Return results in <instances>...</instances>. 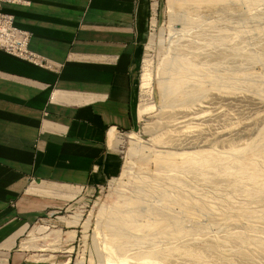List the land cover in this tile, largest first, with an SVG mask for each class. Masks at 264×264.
Listing matches in <instances>:
<instances>
[{
	"label": "crops",
	"instance_id": "obj_1",
	"mask_svg": "<svg viewBox=\"0 0 264 264\" xmlns=\"http://www.w3.org/2000/svg\"><path fill=\"white\" fill-rule=\"evenodd\" d=\"M44 66L0 50V264L28 261V227L112 167L110 133L137 124L131 67L148 0H1ZM64 190V191H63Z\"/></svg>",
	"mask_w": 264,
	"mask_h": 264
},
{
	"label": "bare ground",
	"instance_id": "obj_2",
	"mask_svg": "<svg viewBox=\"0 0 264 264\" xmlns=\"http://www.w3.org/2000/svg\"><path fill=\"white\" fill-rule=\"evenodd\" d=\"M235 1H240V0H169L168 6L172 9L175 8L174 12H176V11L178 12V9H180L179 11L182 10L181 13L183 15H179L178 17L182 16V17H180V19L183 20L182 22L184 23L185 26H187L188 24L197 26L198 23H196V21H197L196 19L201 18V17H198V16H200L199 12L202 9H205V7L208 9L211 8L212 9L211 11H213V7L214 8L220 7L221 9L223 8V11H225L224 8H226V7L228 8L229 6L232 5L233 2H234L233 5H235V3H236ZM250 1L251 2L254 1L255 3L257 2L256 0H250ZM258 1H260V0H258ZM261 2L262 1H260V4H261ZM248 3H249V1H248ZM248 3H247V5H249ZM241 5H243V4H240L239 6H241ZM247 5L245 4L246 7H248ZM252 5H253V3H252ZM255 5H253V6H255ZM220 8H219V11L221 10ZM237 8H238V5H237ZM260 11L262 12V10H260ZM176 13L174 14L175 16H177ZM254 13H257V12L254 11ZM197 14H199V15H197ZM233 14H234V12H233ZM240 14H238V16ZM259 14H257V17ZM196 15H197V18H196ZM218 15H219V13H218ZM229 16H231V15H229ZM232 16H235V15H232ZM218 17L220 18V16H218ZM218 17H216V18L218 19ZM224 17L225 16H222L221 23L223 22L222 19H225ZM245 17L246 16H244V20L247 19V17L246 18ZM254 17H255V15H254ZM171 18H170V20H171ZM175 18H177V17H175ZM240 18H242V17H240ZM248 18H250V17H248ZM180 19L179 20L176 19V21L181 22ZM234 20H236V19H234ZM256 20H257V18H256ZM173 21H175V20H173ZM212 21L215 22V19ZM217 21H220V20L218 19V20H216V22ZM248 21H249V19H248ZM258 21H259V19H258ZM258 21L256 23L255 19H254L256 26H258ZM262 21H264V18ZM206 22H205V24H207ZM225 22H224V24H225ZM232 22H234V21L232 20ZM171 23H173V22H171ZM199 23H201V20L199 21ZM215 23H213V25H216V27L220 26V22H218L217 24H215ZM252 23H253V21H252ZM259 23H261V17H260ZM208 24H211V20ZM208 24H207L208 28L212 29V27L210 28ZM180 25H181V23H180ZM200 25L198 24V26H200ZM203 25L204 24H202V27H203ZM247 25L248 24H246V26ZM251 25H250V27H251ZM189 26L187 28H189ZM207 26H205V29H207L206 28ZM260 28L262 29V28H264V26L260 27ZM216 29H218V28H215V30ZM221 29H223L222 26H221ZM226 29L227 28H225V31H226V33H228V35H226L225 32H223V33H225L224 35L221 34L222 30L221 31L217 30L218 32H220V33H218V32L216 33L218 35H215L213 31H212L213 32L212 35L211 34L209 35L206 32V30L203 31V28H200V30L198 29L197 33H195L196 32V28H195V32H194L195 35L192 36V34L190 33L192 36V37H190L187 34L188 37H190V38L185 36L186 38L184 37V39H183V37H182L181 42L177 41V43L174 44V47L171 44L173 50L170 53H172V56L169 59H168V57L165 59L163 58V60H165V61L163 63L161 62L163 65H162V68H160L161 70H159V72L161 71V74H162V75H160L161 79L157 80V82H156L157 83L156 86H157L159 93H160V102H159L160 103L159 104L160 110L159 111L161 112L160 113L161 118L158 116V115H160L159 113H155V114L156 115L158 114L157 116L160 119L158 117L156 119V116L154 117V119H156V121L159 119L158 120L159 123H157L156 125L157 126L161 125L159 127L160 129L159 128L157 129V130H159V134H157V136L160 137V135H161L160 132H162L163 134L158 139V137L155 136L156 135V129H155V132L154 131L152 132V134L153 133L155 134V135L153 134V136H155V138L152 136V138H154V139H152V142H154L153 143L154 146H152L153 151L152 152L150 151L151 148L148 149L149 152L152 153V155L149 153L151 155L149 162L151 159L153 160V162L155 163V166L157 165V171H156V168L154 166H153L154 167L153 170L154 169L155 170L152 171L151 175H144V174H142V171H140V173H139L138 172L139 168L134 170V171H137L139 174H136L137 172H135L134 174H136L138 176L134 177V179L132 176L133 174L130 176V177H132L130 179L131 180L133 179V181L129 182L130 183L129 187L132 186L131 183H133V182H134L133 188L135 187L134 190L132 188H130V190H133V194L130 196H127L129 194H126V196H124V194H122V198L119 199L120 201L113 202L110 210H108L110 207V206H108V209L107 208L105 209L106 212H103L101 210L103 212V214L101 211H99L101 213L100 214L101 216L99 215L100 220L102 218L100 225H102V227L104 229L105 235L103 237L105 239V242L107 243L105 245V249H106L105 255L106 256H105V260H104L103 264H119V263L125 264L126 262L131 263V264H251L250 261L252 259L250 260V257L247 256L242 251L241 246L242 245L245 246L246 244H249L248 242H250L252 244L254 243L260 250L264 251V240L263 239H256V237L254 238L253 235H250L251 237L247 236V235H249L248 231H250V230L252 231L251 227H248V228H250V230L247 231L248 233L246 232L247 235L244 234V236H242V234L240 232H239L240 233L239 234V233H235L236 231L235 232L233 231V233H230L228 236H226L227 237L226 240L229 239V241L231 240V241H234L236 243V247L232 250H230L231 249L230 248L229 251L226 250L227 241L223 240V239H218V238H217V240H215L214 239L215 237L214 238L212 237L213 241H210V240L207 241L208 239L205 241L203 240V242L200 245L198 243L200 241H197L200 238H197L196 233H194L192 231V228H193V230H197V232H198L197 234H199L198 229L200 228V225H199L200 221L197 224V221H198L197 218L202 219V218H200L201 217L200 215H204L206 217L207 214L211 210L214 209V207L218 208V204H220L221 206L223 205V207L225 205L224 209L221 208V211L223 210V212L220 211L221 215L219 216V219L220 218L224 219V217L228 218V219H229V217L231 218L230 213H234L233 211L236 208H237L236 209L237 211L235 210V212L236 213L238 212L237 213L238 217L241 216L240 217L241 219H242V217L244 219L249 218V220H250V218L257 220L256 217L260 218L261 221L264 219V124L262 122L260 123V125L261 124L263 125V127L261 125L262 129H260L257 126L259 131H258V133H256V136L254 138H253V135H255V134H253L252 138L249 139V141H248V136H247V142L245 141L246 139L244 138L243 142L245 141L246 143H242V141H241V143H242L241 145L237 141L240 146L237 145L238 143L236 144L237 146L236 145L234 146V142H232L233 144H231V146H228V144H230L229 141L232 139H233V141L236 142L235 139L238 140L240 137L245 136L244 134L247 135V133L250 132V129H252L250 127H252V126L255 127V125H253L254 121L252 122V120H251V115L249 116L250 119L245 118L246 120L241 121L239 123H236L237 120L240 119L239 117H241V115H242V114L240 115L239 113H236V112L240 111V113H244L243 111L241 112V110L236 109L237 111L235 113L240 115L238 117L239 119H236V121L234 122L236 124L233 123V125L228 128V126L231 125V124H229V121H230V118H229V121L226 120V121H228V124H227L228 126H226V124H225V129L222 128L223 125L221 127V130L215 129L216 127L211 128V127H213L211 125L216 124L213 122H215L216 120H217L216 122H218V117L220 116V113L222 112V110H225V106H228L227 104L228 103L230 104V101H233V102L235 101V103L237 105H239V104H243V105L245 104L244 106H247L246 104H249V106L251 105L250 107H253L252 110H255L254 112L257 116L260 112V115L258 117L259 122H260V118L264 119V114H262V116H261V112L262 111L264 112V102L262 101V100H264V96H263V99L260 97L262 100H260V98H259L260 94L264 95V72H263V74H261L263 80L260 78L262 80V82L259 85L257 82H256V86L254 84L248 85L246 83L247 87L255 88V90H256V91H254L255 93L256 92L260 93V94H257V93L255 94V96L259 95L258 97L252 96L253 90L252 91L250 90V92H252V93L249 92L252 95H250V94L242 95L244 93V92H242L243 90L240 88V90H242L241 91L242 93H241L240 90H237L238 88H236L239 79L237 81L235 80L236 82L234 80L231 81L232 79H237L239 77H241L243 79L248 77V73L250 70L249 71L245 70V72H247L246 75L245 74L242 75V73H244L243 71L245 69L244 66H243L244 68L242 67L243 64L244 65L249 64V66L250 65L253 66V64H256L258 62L260 63L262 60H264V44L261 47L259 46L260 48L256 51L257 53L256 52L253 53L252 51H251L252 52L251 53L249 51L250 52L249 54H246L248 52L243 54L242 49L240 47H237V46L241 45L240 43H238L237 46H234L236 43L233 46L229 45V46H232L231 49L226 50V48L223 47V45L226 43L228 45V43L230 44V42H231V41H229V42L225 43L226 40H229V39L225 40V38H224L225 35L227 37L230 34L229 32H227L228 30H226ZM257 29L259 30V28H257ZM257 29H255V30H257ZM252 30H253V28H252ZM262 30H261V32H262ZM231 31H234V30H231ZM174 33H176V32H174ZM256 33H258V31ZM263 33H264V31L262 33H260V34H262V37H263ZM174 36H176V35H174ZM252 36H254V35H252ZM228 38H230V37H228ZM235 38H239V37H235ZM247 38H249V37H247ZM260 38H259V42L261 40ZM236 40H234V41H236ZM240 41H242V40H240ZM246 41H248V40H246ZM249 41H252V39L251 40L249 39ZM237 42H239V41L237 40ZM253 42H255V41H253ZM257 42L258 41H256V43ZM207 44H211L212 47H209L211 45L207 46ZM254 45L255 44H253V47H254ZM256 45H258V44H256ZM206 46L208 47V49L210 48L209 49L210 51H208V52L205 51V50H207V48H205ZM224 46H226V45H224ZM253 47H251V48H253ZM211 48H213L214 50L211 51L212 50ZM247 48H249V47H247ZM248 50L249 49H247V51ZM258 64H256V65H258ZM249 66H248V68H250ZM248 68H246V69H248ZM262 69H263V67H262ZM252 72H254V71H252ZM249 74H253V73H249ZM150 75H151V73H150ZM253 75L255 76V74H253ZM256 75L258 76L259 74H256ZM250 76L251 75H249V77ZM249 77H248V79H249ZM243 79H242L243 82H244V80H245V82H246V80H248V79H244V80ZM252 79H250L249 81L251 82ZM260 79L257 78L256 80H260ZM256 80L254 79L253 82H255ZM240 82L241 81H239V83ZM243 82H241V84ZM234 84H236V85H234ZM246 84L244 83V85H246ZM145 86H146V84H145ZM244 87H246V86H244ZM248 89H251V88H248ZM244 91H245V89H244ZM246 93H244V94H246ZM223 104H225L224 109L222 107ZM231 104H230V106H231ZM232 105L235 106L234 103ZM243 105H241V106H243ZM241 106H240V108H241ZM144 107H146V106H144ZM148 107H146L147 108L146 110L149 109ZM234 109H235V107H234ZM234 109H232V110H234ZM144 110L145 109H143V111ZM246 110L247 109H245V111ZM143 111H141V112H143ZM229 111L231 112V110H229ZM145 112L146 111H144L142 114H144ZM226 112L224 113V115H226ZM230 112H227V113H229V114H227L228 117L230 114L231 115L234 114L233 113L234 111L232 113H230ZM248 112H250V111H248ZM252 112H250L248 114H251ZM254 112H253V115L255 116ZM139 113H140V110H139ZM140 115H141V113H140ZM222 115L223 114H221V117H222ZM245 116L243 114L242 117H245ZM221 117H219V119L220 120L224 119V121H225V118L222 117V119H221ZM235 118H237V116H235ZM235 118H231V120L235 119ZM254 118L256 119V117H254ZM257 121H258V119H257ZM262 121H264V120H262ZM231 122H233V121H231ZM259 122H258V124L257 123L256 124L259 125ZM218 123H219V128L221 126L220 124H222V123L224 124V122H222V123L218 122ZM253 130H256V129L253 128ZM157 133H158V131H157ZM254 133H255V131H254ZM240 135H242V136H240ZM109 136H110L111 144L117 143L118 137H117L116 133H110ZM132 137L133 136L130 133V135H128V138H132ZM240 139H242V138H240ZM156 140H157V147H159V148L156 147ZM214 140H221V141H225V142L229 140L228 144H227V146H228L227 148L224 145L222 146L228 150H224L225 148L223 150H221L222 148H220V151H216L217 145L215 147H213V145H214L213 142H212V148L211 149L215 148V151H214V149L211 150L210 147H208L209 145L211 146V144L207 145L206 143L214 141ZM135 141H139V140L137 139ZM135 141L131 140L130 142H135ZM216 142H218V141H215V143ZM131 144L133 145V143H131ZM140 144L141 143L136 144L137 148H136V146L134 147V145H133L132 149L136 148L139 151L142 150L143 147L141 146L142 144L141 145ZM216 144H218V143H216ZM138 145H140V146H138ZM143 146H144V144H143ZM145 146L147 147V145H145ZM138 147H140V148L142 147V148L138 149ZM217 148H219V146ZM133 150L131 151L132 152L131 154H133ZM144 150L145 149H143V151ZM141 153L139 155H141ZM144 154L146 155V153H144ZM149 154L147 153L148 157H149ZM144 157H142V155H141V157H138V159L144 158ZM144 160H145V158H144ZM144 160H143V162H145ZM141 161L140 160L138 161L140 165L142 164L141 166L146 165V163L143 164V162H141ZM151 163L152 162H150V164ZM147 167H149V166H147ZM126 168H128V167H126ZM140 170H142L141 167H140ZM148 172L150 173V171H147V173L146 172L145 173L148 174ZM188 177H191V180L189 178L190 181L188 180ZM186 178H187V180H186ZM228 179L231 180V184H229L230 186H227L228 183H225V184H227L225 186L223 181L227 180V182H229ZM195 180H199V181L201 180L202 184L204 183L203 185L206 186L205 188H208V190L209 191L211 190V192H213V191H215L217 193L220 192L219 193L220 199L219 198L217 199V197L214 196L217 199L214 201L213 200L214 197L212 198L213 202H215V203H216V201L217 202L221 201V202L217 203V206H215L214 205L215 203L212 202V204L214 205V207H213V205H211L213 207V209H211V207H209V205L211 203V202L209 203V201H210L209 198H211V197L206 196V198L208 197L207 199L209 201L207 199L202 200V198L205 197L204 195H206V194L202 193L205 188L203 190H201L202 189L201 187L203 186L202 185V186H200V190H199L196 187V185H198V184L201 185V183H196L197 181L195 182ZM193 181H194V183H193ZM243 181L247 182V183L244 182L245 183V184H243L244 186L246 184L247 185L251 184L252 188H250L248 186L249 188L246 187L245 188L246 190H243L244 188H242L243 185L241 184V183H243ZM222 183H223L224 187H220ZM126 186H127V184H126ZM196 188L198 190H196ZM220 189H223V190H220ZM241 189L244 193L241 192ZM224 190H227V191L224 192L225 194L224 193L222 194L221 192ZM195 191H199L201 194H203V196L200 195V193L198 194V192L196 193ZM205 191H207V190H205ZM230 191H232L234 193L238 192L239 194H241V196L244 194V196L247 197L246 200L247 199L249 200L248 201L249 204L248 203L246 204V202H245L246 200L244 201L243 197H240V200L238 199L239 200L238 202H240L241 200H243L244 202H241L240 203L241 205L236 202L235 204L239 205V206L236 205L237 207L235 205H233L234 203H232V202L234 200H231V199H233L234 197L230 198V196H229ZM211 192H210V194H211ZM215 192H213V193H215ZM232 192H231V194H232ZM207 193H208V191H207ZM213 193H212V196H213ZM217 193H215V194H217ZM238 193H235V194L237 195ZM193 194H194V196H196V195L202 196L201 198L198 196L200 198V201L195 200L196 198L193 199V197H194ZM239 194L237 195L238 198H239ZM156 195L159 197L158 199L161 200L162 203H160V204L162 205V207H157L156 203L152 204V202H149L152 199H154L152 196L156 197ZM232 195H234V194H232ZM232 195H231V197H232ZM146 199H149V200H147L148 202L145 201ZM160 200H158V202ZM154 201H156V200H154ZM235 201H237V200L235 199ZM145 202L147 204L150 203L153 206H148V207L144 206ZM174 205H176V207ZM207 205H208V207H207ZM220 205H219V207H220ZM251 206H253V207H251ZM173 208H180V209H178L179 211L175 212V214L180 213L181 214L180 217L178 216L179 214L175 215L174 212L173 213L171 212V211H174ZM195 208L197 211L198 210L201 212L204 211L202 214H199V212H198L197 214L199 217H197V218H196L197 215H195L196 214L195 212H197V211H195ZM208 209H209V211L205 215V212ZM215 209L210 213H215L214 212ZM217 213L218 214H214V215H219V212H217ZM236 213H234V215L236 217L231 214L232 216H234L233 219L237 218ZM210 215L212 216V214H210ZM210 215H208V216H210ZM204 216H203V218H205ZM78 219H79V217H76L75 221H77ZM97 219H99V218H97ZM212 219H213V217H212ZM244 219H242V220L244 221ZM260 219L258 221H260ZM59 220L61 222H64L63 219H59ZM184 220H186V222ZM217 220H218V218H217ZM249 220L248 221L246 220V221L249 223L250 222ZM187 221L189 222V224L193 223V225L191 224L190 228H186L187 227L186 223H188ZM203 221H204V219H203ZM246 221H244V222H246ZM251 221H253V220H251ZM235 222L237 223V221H235ZM216 223H218V222H216ZM184 224H186V225L184 226ZM204 224H206V223H204ZM256 224H258V223L256 222ZM202 225H203V223H202ZM248 225H246V227ZM208 226L206 225L203 228L208 229L207 228ZM256 226H258V225H256ZM221 227H225V226L221 225ZM46 228L47 227H41V228L39 227V229L41 231L46 229ZM253 228H255V227H253ZM218 229L221 230V228H218ZM215 230H217V229H215ZM260 230H262V229H260ZM202 232L203 231L200 230V235ZM205 232H207V231H205ZM257 232H259V231H257ZM225 235H226V233H225ZM184 237H187L186 239L189 238V242H187V243L185 241L182 242L183 241L182 238H184ZM199 237H201V236H199ZM162 238H165V242L170 239V240H173L172 242L176 241V243H177V241H179L180 243L175 245V246L174 245L173 246H166L165 245V247H161L160 243L163 241ZM205 238H206V236H205ZM221 238H223V237H221ZM184 240H185V238H184ZM32 241H33V239H32ZM201 241H202V238H201ZM26 242H27V240H26ZM196 243H198L199 246L196 245ZM170 245H172V244H170ZM145 246L147 248L144 250ZM247 246H249V245H247ZM26 247H27V245H26ZM250 248H252L251 245H250ZM128 250H134L132 255H134V253L137 254L138 252L139 253L144 252L149 257V259H147L146 257H143L141 259V256L139 258H138V256H136V260H135V258H133L132 260H134V261H132L130 258L129 259L124 258L122 256V254ZM256 251H258V250L256 249ZM248 252H247V254H248ZM127 253H129V252H127ZM117 254L118 255L121 254V257L118 256V258H117ZM146 255H143V256H146ZM256 255H258V253ZM260 255H262V254H260ZM124 256H126V255H124ZM253 256H254V254H253ZM254 257H253V260H254ZM144 258H146V259L143 260Z\"/></svg>",
	"mask_w": 264,
	"mask_h": 264
},
{
	"label": "rangeland",
	"instance_id": "obj_3",
	"mask_svg": "<svg viewBox=\"0 0 264 264\" xmlns=\"http://www.w3.org/2000/svg\"><path fill=\"white\" fill-rule=\"evenodd\" d=\"M168 1L169 0H148V8H147V17H146V21H145V26H144V29H143V31H142V33L140 34V37H139V39H138V43H137V48H136V52H135V54H134V60H133V64H132V67H131V78H132V89H131V102H132V108H133V110H134V112L136 111V113H137V124L133 127V128H131V129H129V130H125V131H122V132H120V133H117L116 135H117V137H118V141H117V143H115V144H111V142L109 143V149H108V152H109V154H111V159L113 160L112 162H110V163H112V167H110L109 169H106V163L108 162L106 159H105V163H104V167H105V170H104V172L101 170V173L103 174V176L101 175V179H99V180H97V181H92L89 185H87V186H82V187H68V186H62L61 187V185L60 186H47V185H34L33 187H31V189L30 190H32V191H45V192H47V191H55L56 189L57 190H62V189H64L63 191H64V196H65V204H64V206L62 207V208H60L58 211H56V212H54V213H52V214H50L49 216H44L42 219H40V220H38L37 222H34L32 225H30L29 227H28V229H27V231L25 232V234L24 235H22L21 236V239H20V243H19V245H18V249H20L21 250V252H23L24 253V255H25V257H26V259L28 260V261H30V262H32V261H38V262H53V263H64V264H103L104 263V260H105V254H106V249H105V245L107 244L106 242H105V239H104V235H105V232H104V229H103V227H102V225H100L101 224V220H102V218H101V220H100V217H99V215L101 214L99 211H103V212H106V208L108 209V206H110L109 207V209L108 210H110V208H111V206H112V204H113V202H116V201H120L119 199H121L122 198V194H124V196H126V194H129V195H127V196H130V195H132L133 194V190H134V188H133V184H134V182L133 183H131L132 184V186L131 187H129L130 186V183L129 182H132L133 181V179H134V177H136V176H138V175H136V174H139L140 173V171H142V174H144V175H151L152 174V171H154L153 170V168L155 167L156 168V171H157V165L155 166V163L153 162V160L151 161L150 160V162H152L151 164H150V162H149V159H150V157H151V155H152V153H150L149 152V148H151L152 149V146H154V142H152V139H154L155 138V136L156 137H158V139L162 136V132H160V137L159 136H157V134H159V130H157L160 126H157L156 124L157 123H159L158 122V120L161 118V112L159 111L160 110V93H159V90H158V88H157V80H159V79H161V76L160 75H162L161 74V71L159 72V70H161L160 68H162V63L165 61V60H163V58L165 59V58H167L168 57V59L172 56V53H170V52H172V50H173V48H172V46L174 47V44H176L177 43V41L179 42H181V40H182V37H183V39H184V37L186 36V37H188V35L190 36V37H192L193 35H195L194 34V32H195V28H196V32L195 33H197V31H198V29L200 30V28H203V31H205L206 30V32L210 35H212V33L214 32V34L215 35H218V34H216L218 31H221L222 33L221 34H225L226 33V31H225V28H227L226 30H228L227 32H229L230 34H229V36H227L226 37V35H228V33H226V35H225V40L226 39H229V40H226L225 41V43L226 42H229V41H231L230 42V44L228 43V45H227V43L226 44H224V45H226V46H224L223 45V47H225L226 48V50H228V49H231V47L234 45V46H237V44L238 43H240L241 45H239V46H237V47H240L241 49H242V51H243V54H245L246 52H248V53H246V54H249L251 51L253 52V53H255L263 44H264V33H263V37H262V34H260V33H262L263 31H264V28H260V27H263L264 25V21H262L263 20V16H264V0H260V1H262L261 2V4H260V1H258V0H256L257 2L255 3L254 1H250V0H240V1H235L236 3H235V5H233V3H232V5L231 6H229L228 8L226 7V8H224L225 9V11L227 12H225V11H223V8L221 9L220 7H216V8H214L213 7V11H211L212 9L211 8H206L205 7V9H202L199 13H200V16H198V17H201V18H198V19H196L197 21H196V23H198L200 26H198V24H197V26L196 25H191V24H188L187 26H185L184 25V23L182 22L183 20L182 19H180V17H182V16H180V17H178L179 15H183L181 12H182V10L181 11H179L180 9H178V14L176 13V12H174L175 11V8H170L169 6H168ZM248 1H249V3H248ZM239 4H238V3ZM246 2V3H245ZM247 5V3L249 4V5H247L248 7H246L245 6V4ZM252 3H253V5H255V6H253L252 5ZM240 4H243V5H241V6H239ZM252 6H251V5ZM260 4V5H259ZM237 5H238V8H237ZM263 5V6H262ZM236 6V7H235ZM250 6V7H249ZM257 6V7H256ZM259 6V7H258ZM233 7V8H232ZM170 8V9H169ZM204 8V7H203ZM218 8V9H217ZM219 8L222 10H220L219 11ZM250 8V9H249ZM208 9V10H207ZM218 11H217V10ZM227 9V10H226ZM230 11H229V10ZM246 9V10H245ZM257 9V10H256ZM216 12H215V11ZM235 10V11H234ZM260 10H262V12L260 11ZM234 12V14H233V12ZM254 11L255 12H257V13H254ZM171 12V13H170ZM173 12V13H172ZM253 12V13H252ZM176 13V15L177 16H175L174 14ZM181 13V14H180ZM218 13H219V15H218ZM232 13V14H231ZM242 15H241V14ZM261 15H260V14ZM173 14V15H172ZM205 14V15H204ZM208 14V15H207ZM217 14V15H216ZM223 14V15H222ZM238 14H240L239 16H238ZM251 14V15H250ZM257 14H259L258 15V17H257ZM197 15H199V14H197ZM197 15H196V18H197ZM207 15V16H206ZM229 15H231V16H229ZM232 15H235V16H232ZM253 15V16H252ZM254 15H255V17H254ZM206 16V17H205ZM218 16H220V18L218 17ZM222 16H225L224 18L225 19H222V23H221V18H222ZM244 16H246L247 17V19H245L244 20ZM172 17V18H171ZM175 17H177V18H175ZM216 17H218V19L220 20V21H217L216 22V20H218ZM229 17V18H228ZM231 17V18H230ZM240 17H242V18H240ZM245 17V18H246ZM248 17H250V18H248ZM254 17V18H253ZM260 17H261V23H259L260 22ZM170 18H171V20H170ZM256 18H257V20H256ZM176 19L177 20H179L180 19V21L181 22H179V21H176ZM201 20V23H199V21ZM215 19V22H213L212 20H214ZM227 19V20H226ZM231 19V20H230ZM234 19H236V20H234ZM241 19V20H240ZM248 19H249V21H248ZM253 19V20H252ZM254 19H255V22L257 23V21H258V19H259V21H258V26H256L255 25V22H254ZM173 20H175V21H173ZM210 20H211V24H208L209 22H210ZM232 20L234 21V22H232ZM207 21V22H206ZM227 23H226V22ZM241 21V22H240ZM244 21V22H243ZM248 23H247V22ZM251 21V22H250ZM252 21H253V23H252ZM171 22H173V23H171ZM178 22V23H177ZM205 22L209 25V27L211 28L212 27V29H209L208 28V26H207V24H205ZM218 22H220V26H218V27H216V25H213V23H215V24H217ZM224 22H225V24H224ZM231 22V23H230ZM239 22V23H238ZM180 23H181V25H180ZM195 23V22H194ZM195 23V24H196ZM241 23V24H240ZM248 24L247 26H246V24ZM202 24H204L203 25V27H202ZM238 24V25H237ZM244 24V25H243ZM253 26H252V25ZM262 26H261V25ZM183 25V26H182ZM190 25V26H189ZM211 25V26H210ZM214 27H213V26ZM219 25V24H218ZM224 25V26H223ZM227 25V26H226ZM234 27H233V26ZM241 25V26H240ZM250 25H251V27H250ZM189 26V28H187ZM196 26V27H195ZM205 26H207L206 28L207 29H205ZM221 26L223 27V29H221ZM229 26V27H228ZM231 26V27H230ZM180 27V28H179ZM186 27V28H185ZM200 27V28H199ZM225 27V28H224ZM240 27V28H239ZM182 28V29H181ZM215 28H218V29H216L215 30ZM231 28V29H230ZM239 28V29H238ZM247 28V29H246ZM251 30H250V29ZM252 28H253V30H252ZM257 29V28H259V30L257 29V30H255V29ZM185 29V30H184ZM188 29V30H187ZM205 29V30H204ZM220 29V30H219ZM246 29V30H245ZM192 30V31H191ZM202 30V29H201ZM218 30V31H217ZM230 30V31H229ZM231 30H234V31H231ZM242 30V31H241ZM257 32L258 31V33H256L255 31ZM261 30H262V32H261ZM181 31V32H180ZM189 31V32H188ZM213 31V32H212ZM253 33H252V32ZM174 32H176V33H174ZM193 32V33H192ZM210 32V33H209ZM223 32H225V33H223ZM236 32V33H235ZM240 32V33H239ZM192 34V36H191V34ZM218 33H220V32H218ZM251 33V34H250ZM171 34V35H170ZM182 34V35H181ZM188 34V35H187ZM213 34V35H214ZM242 34V35H241ZM244 34V35H243ZM249 34V35H248ZM174 35H176V36H174ZM180 35V36H179ZM220 35V34H219ZM238 35V36H237ZM246 35V36H245ZM252 35H254V36H252ZM261 35V36H260ZM243 38H242V37ZM258 36V37H257ZM261 38H260V37ZM178 37V38H177ZM181 37V38H180ZM185 37V38H186ZM190 37H188V38H190ZM228 37H230V38H228ZM234 37V38H233ZM235 37H239V38H235ZM247 37H249V38H247ZM255 37V38H254ZM206 38V37H205ZM257 38V39H256ZM259 38L261 39L260 40V42H259ZM263 38V39H262ZM178 39V40H177ZM239 41V42H237V40ZM249 39L251 40L252 39V41H249ZM175 40V41H174ZM234 40H236V41H234ZM240 40H242V41H240ZM246 40H248V41H246ZM233 41V42H232ZM253 41H255V42H253ZM256 41H258L257 43H256ZM263 41V42H262ZM170 42V43H169ZM250 42V43H249ZM253 42V43H252ZM251 45H249V44ZM262 43V44H261ZM170 44V45H169ZM171 44H172V46H171ZM253 44H255L254 45V47L256 48H254L253 47ZM256 44H258V45H256ZM208 45H211V44H207V46ZM229 45H232V46H229ZM205 47V48H207V50H205L206 52H208V51H210L209 49H208V47ZM260 46V47H259ZM168 47V48H167ZM171 47V48H170ZM209 47H212V45L211 46H209ZM244 47V48H243ZM247 47H249V48H247ZM251 47H253V48H251ZM224 48V49H225ZM239 48V49H240ZM212 50L211 51H213L214 49L213 48H211ZM247 49H249L248 51H247ZM241 51V52H242ZM245 51V52H244ZM250 51V52H249ZM251 52V53H252ZM257 53V52H256ZM162 62V63H161ZM259 63V62H258ZM258 63H256V64H258ZM261 63V64H260ZM258 65H256V64H253V66H249V64H243L242 65V67L244 66L245 67V69H244V73H242V75L243 74H245L246 75V73L247 72H245V70L246 71H249V73H253V74H255V76L253 75V74H249L248 73V77H249V75H251L250 77H249V79H248V77L247 78H244V79H248V80H246V82H245V80L243 79V78H241V77H239V78H237V79H232L231 81H237L238 79V83H237V87L236 88H238L237 90H240V88L243 90H240V92L242 91V92H244V93H246V94H242V95H247V94H250V93H252L253 92V95L252 94H250V95H252V96H255V94L257 93H255L254 91H256L255 90V88H253V87H247V84L249 85H251V84H254L255 86H256V82L258 83V85L262 82V80H263V78H262V75L261 74H263V72H264V60H262L261 62H260ZM161 64V65H160ZM263 65V66H262ZM248 66L250 67V68H248ZM263 67V69H262V67ZM243 67V68H244ZM252 67V68H251ZM255 67V68H254ZM261 67V68H260ZM158 68V69H157ZM246 68H248V69H246ZM147 69V70H146ZM256 71H255V70ZM261 72H260V71ZM252 71H254V72H252ZM258 71V72H257ZM151 73V75H150V73ZM147 73V74H146ZM256 74H259L258 76L256 75ZM253 75V76H252ZM150 78H149V77ZM148 77V78H147ZM160 77V78H159ZM255 77V78H254ZM241 78V79H240ZM253 78V79H252ZM257 78H261L260 80H256ZM242 79L244 80V82L242 81ZM250 79H252V81L250 82L249 80ZM254 79L256 80L255 82H253L254 81ZM235 81V82H236ZM239 81H241V82H243L242 84L244 85V83L246 84V85H244V86H246V87H244L242 84H241V82L239 83ZM142 82V83H141ZM146 82V83H145ZM253 82V83H252ZM142 84V85H141ZM145 84H146V86H145ZM234 85H236V84H234ZM257 85V86H258ZM239 86V87H238ZM241 86V87H240ZM244 88H243V87ZM248 88H251V89H248ZM244 89H245V91H244ZM249 90V91H248ZM250 90L252 91V92H250ZM239 92V91H238ZM239 92V93H240ZM241 92V93H242ZM250 92V93H249ZM240 93V94H241ZM257 94H260V93H257ZM259 95H256L255 97H258ZM263 96L264 95H261L260 94V96H259V98L261 97L262 99H263ZM260 98V100H262ZM263 102H264V100H262ZM234 103L235 104V106H233L232 104ZM230 104H231V106H230ZM230 104L228 103L227 105L228 106H225V104H223V109H224V106H225V110H222V112L220 113V116L219 117H221V114H223L222 115V117H224L225 118V121H224V119H222V117H221V119L223 120H220L219 119V117H218V122H220V123H222V122H224V124L222 123V124H220L221 126H220V128H219V123L218 122H213V123H216V124H213V125H211V126H213V127H211V128H215V129H218V130H221V127H222V125H223V129H225V124H226V126H228L227 124H228V121H229V118H230V121H229V124H231V125H229L228 126V128L229 127H231L232 125H233V123L236 121V119H239V120H237V122L236 123H239V122H241V121H244V120H246L245 118H248V119H250V115H251V120H252V122L254 121V124L253 125H255V127H253L252 125V127H250V128H252V129H250V132H248L247 133V135L246 134H244L245 136H242V135H240V136H242V137H240V138H242V139H240L239 137V139L237 140V139H235L236 140V142L235 141H233V139L232 140H228L229 142H230V144H228V141H221V140H214V141H211V142H208V143H206L207 145H209V144H211V146L209 145L208 147H210V149L212 148V142L214 143V145H213V147H215L216 145H217V147L219 146V148H217L216 147V151H220V148H222L221 150H223L225 147L227 148L228 146H231V144H233L232 142H234V146L239 142L240 143V145L242 144V143H246L247 142V136H248V141H249V139H251L252 138V135L253 134H255V135H253V138L256 136V133H258V127L260 128V129H262L261 128V125H260V123L262 122L263 124H264V121H262V120H264V119H262V118H260V122H259V115H260V112H259V114H258V116L255 114V110H252L253 109V107H250L249 106V104H246L247 106H244L243 104H239V105H237L236 103H235V101L233 102V101H230ZM154 105V106H153ZM241 105H243V106H241ZM143 106V107H142ZM144 106H146V107H148L149 109V111L148 110H146L147 108L146 107H144ZM230 106V107H229ZM239 106V107H238ZM240 106H241V108H240ZM234 107H235V109H234ZM239 109H238V108ZM243 107V108H242ZM248 107V108H247ZM145 109L144 111H146L144 114H142L144 111H143V109ZM228 108V109H227ZM228 111H227V110ZM232 109H234V110H232ZM241 110V112L243 111L244 113H240V111H237V110ZM245 109H247L246 111L248 112V111H250V112H254V114H255V116L253 115V112L251 113V114H248V113H250V112H246L245 111ZM249 109V110H248ZM139 110H140V113H141V115H140V113H139ZM229 110H231V112L229 111ZM252 110V111H251ZM141 111H143V112H141ZM152 111V112H151ZM159 111V112H158ZM230 112V113H232L233 111V115H229V117H228V115L227 114H229V113H227V112ZM237 111V112H236ZM226 112V115H224V113ZM239 113L240 115H241V117L243 116V114H244V116L245 117H239L240 115L239 114H236V113ZM246 112V113H245ZM258 112V111H257ZM155 113H159L160 115H156ZM248 114V115H247ZM262 114H264V112L262 111L261 112V116H262ZM156 116V119H157V117L159 118L157 121H156V119H154V117ZM227 116V117H226ZM235 116H237V118H235ZM253 116V117H252ZM260 116V117H261ZM239 117V118H238ZM254 117H256V119L254 118ZM228 118V119H227ZM231 118H235V119H232L231 120ZM255 119V120H254ZM257 119H258V121H257ZM226 120H228V121H226ZM250 120V121H251ZM161 121V120H160ZM231 121H233V122H231ZM227 122V123H226ZM258 122H259V125H257L258 124ZM151 123V124H150ZM236 123H234V124H236ZM257 123V124H256ZM148 126H147V125ZM216 125V126H215ZM218 125V126H217ZM157 126V127H156ZM258 126V127H257ZM262 127H263V125H262ZM154 128V129H153ZM227 128V127H226ZM253 128L254 129H256V130H253ZM155 129H156V135L155 136H153V134H152V132L154 131L155 132ZM160 129V128H159ZM157 131H158V133H157ZM254 131H255V133H254ZM257 131V132H256ZM261 131V130H260ZM253 132V133H252ZM130 133H131V135L133 136L132 138H128V135H130ZM251 135H250V134ZM137 136V137H136ZM152 136L154 137V138H152ZM250 137V138H249ZM246 139L244 142H243V139ZM139 140V141H135V140ZM157 139V138H156ZM157 139V140H158ZM135 141V142H130V141ZM157 140H156V147H157ZM215 141H218V142H216V143H220L219 145L218 144H216L215 143ZM238 141V142H237ZM241 141H242V143H241ZM130 142V143H129ZM137 142V143H136ZM152 144H151V143ZM222 142V143H221ZM131 143H133V145H134V147L136 146V148H137V145L136 144H138V143H141L140 145L143 147V149H145L144 151H143V149L142 150H137L136 148L133 150L132 149V147H133V145L131 144ZM135 143V144H134ZM239 143L237 144L238 146H240L239 145ZM143 144H144V146L145 145H147V147L145 146H143ZM150 144V145H149ZM227 144H228V146H227ZM140 145H138V146H140ZM225 146V147H222V146ZM236 145V146H237ZM221 146V147H220ZM141 147V148H142ZM207 147V146H206ZM140 147H138V149H141ZM157 148H159V147H157ZM224 149V150H228V149ZM131 149V150H130ZM150 149V151L152 152L153 151V149L151 150ZM214 149V151H215V148H213ZM213 149H211V150H213ZM219 149V150H218ZM133 150V154H131L132 151ZM130 151V152H129ZM223 152V151H222ZM141 153V155H142V157H144L145 158V160H144V158H140V159H138V157H141V155H139ZM144 153H146V155L144 154ZM147 153L149 154V157H148V155H147ZM135 154V155H134ZM138 154V155H137ZM144 154V155H143ZM138 156V157H137ZM147 158V159H146ZM136 160V161H135ZM141 161V162H143V160L145 161V162H143V164H145L146 163V165L147 166H149V167H147L146 165H144V166H141L140 164H139V162L138 161ZM149 162H147V161ZM140 162V163H141ZM128 163V164H127ZM136 163V164H135ZM151 166H150V165ZM153 164V165H152ZM129 165V166H128ZM154 166V167H153ZM126 167H128V168H126ZM140 167H141V169L142 170H140ZM137 168H139L138 170V172L137 171H134V170H136ZM149 169V170H148ZM130 170V171H129ZM144 170V171H143ZM147 171H150V173L148 172V174H146L147 173ZM135 172H137L136 174H134ZM146 172V173H145ZM154 173V172H153ZM157 173V172H156ZM133 174V175H132ZM133 176V179L131 180L130 178H132V177H130V176ZM189 178H190V180H191V177H188V180H189ZM186 180H187V178H186ZM189 180V181H190ZM197 181V182H196ZM199 180H195V182L196 183H201V185L200 184H198V185H196V187L200 190V186H202L203 184H202V181L200 182H198ZM225 181V180H224ZM223 181V183H224V185L226 186L227 184H225V183H228V185L227 186H230L229 184H231V180H229L228 179V181L230 182H227V180L224 182ZM247 183L246 181H243V183H241L242 185L243 184H245V183ZM193 183H194V181H193ZM223 183L221 184V186L220 187H224V185H223ZM126 184H127V186H126ZM240 184V185H241ZM249 184V183H248ZM220 185V184H219ZM241 185V186H242ZM204 186V187H203ZM201 188V190H203L206 186L205 185H203ZM250 187V188H252L251 186V184H249V185H243L242 186V188H244L243 190H246L245 188L246 187ZM248 187V188H249ZM130 188H132L133 190H130ZM196 188V190H198ZM205 190H207L208 191V193H207V191H205ZM220 190H223V189H220ZM127 191V192H126ZM205 191V192H204ZM204 191L202 192L203 194H206V195H204L205 197H203L202 198V200L204 199H207L208 197H211V198H209V203H210V205H209V207H211V209H213V207H214V205L215 206H217V203H219V202H221V201H216V203L215 202H213V200L215 201V200H217L218 198L220 199V192H215V191H213V192H215V193H217V194H215V193H213V192H211V190L209 191L208 190V188H205L204 189ZM225 191H227V190H224V191H222L221 193L223 194ZM196 193L198 192V194L200 193L199 191H195ZM210 192H211V194H210ZM231 192L232 191H230V198H233V199H231V200H234L232 203H234L233 205H237V204H235L236 202L238 203V204H240L241 202H244L245 200H246V196H244V194L241 196V194H239L238 192H235V193H238L239 194V198H238V194L236 195L234 192H232V194H234V195H232L231 194ZM241 192H243L242 191V189H241ZM131 193V194H130ZM212 193H213V196H212ZM244 193V192H243ZM203 194H201L200 193V195H202L203 196ZM225 194V193H224ZM231 195H232V197H231ZM193 196H194V194H193ZM199 196V195H198ZM197 195L196 196H194L193 197V199L194 198H196L195 200H198V201H200V198L202 197V196H199L198 197ZM206 196H208L207 198H206ZM214 196H216L217 197V199L214 197ZM236 196V197H235ZM120 197V198H119ZM154 199H152L151 201H149V202H152V204H154V203H156V206L157 207H162V205L160 204V203H162L161 202V200L160 199H158L159 197L156 195V197L155 196H152ZM198 197V198H197ZM214 197V198H213ZM240 197H243V199H244V201L243 200H241L240 202H238L239 200H240ZM245 197V198H244ZM118 198V199H117ZM212 198H213V200H212ZM150 199V198H149ZM149 199H146L145 201H147V200H149ZM235 199L237 200V201H235ZM239 199V200H238ZM242 199V198H241ZM154 200H156V201H154ZM158 200H160L159 202H158ZM154 201V202H153ZM249 200L247 199L245 202H246V204L248 203L249 204V202H248ZM251 201V200H250ZM148 202V201H147ZM212 202L213 203H215L214 205L212 204ZM159 205H158V204ZM222 204V203H221ZM211 205H213V207L211 206ZM219 205L220 204H218V208H216V207H214V209H215V213H210V212H212L213 210H211L209 213L210 214H212V216L208 213V211H209V209L205 212V215H206V213H208L207 214V216L205 217L204 215H200L201 217L200 218H202V219H199V218H197V217H199L198 216V212H199V214H202L203 212H201V211H197L196 210V208H195V211H197V212H195L194 214L195 215H197L196 216V218L198 219V221H197V224L199 223V221H200V223H199V225H200V228L198 229V231H199V234H197L198 232H197V230H193V228H192V231L194 232V233H196V237L197 238H200V239H198L197 241H200V242H198L200 245H201V243L203 242V240L205 241V240H207V241H213V239H212V237L215 239V240H217V238L218 239H223V240H226V236H228L230 233H233V231L235 232V233H241L242 234V236H244V234H246L247 235V233L249 232V235H247V236H250V235H253L254 236V238L256 237V239H263L264 240V219L261 221V219L260 218H258V217H256V219L257 220H254L253 218L251 219L250 218V220H249V218L248 219H246L247 221L249 220L250 222L248 223L243 217H242V219H244V221H246V222H244L240 217H238V212L236 213L235 212V210L237 209H235L233 212L234 213H236L237 214V218L240 220H238L237 218H235V219H233L234 218V213H230V216H231V218L229 217V219L228 218H225L224 217V219L223 218H220L219 219V216L221 215V212H223V210L221 211V208L222 209H224L225 208V205H224V207H223V205L221 206L220 205V207H219ZM241 205V204H240ZM245 205V204H244ZM253 205V204H252ZM144 206H153V205H151L150 203L149 204H147L146 202H145V204H144ZM175 207H176V205H174ZM173 206V207H174ZM237 206H239V205H237ZM236 206V207H237ZM254 206V205H253ZM253 206H251V207H253ZM178 207V206H177ZM207 207H208V205H207ZM102 208V209H101ZM104 209V210H103ZM174 209V211H171L172 213L174 212V214H175V212L176 211H179L178 209H180V208H173ZM172 209V210H173ZM101 211V212H102ZM219 212V215H214V214H218L217 212ZM221 211V212H220ZM237 211V210H236ZM103 212H102V214H103ZM201 212V213H200ZM179 214V215H178ZM234 215V216H232V215ZM175 215H178L179 217H180V213H176ZM208 215H210V216H208ZM98 216V217H97ZM101 216V215H100ZM203 216L205 217V218H203ZM216 216V217H215ZM76 217H79V219L77 220V221H75V219H76ZM212 217H213V219H212ZM236 217V216H235ZM254 217V216H253ZM97 218H99V219H97ZM217 218H218V220H217ZM255 218V217H254ZM59 219H63L64 220V222H61ZM203 219H204V221H203ZM208 219V220H207ZM231 219V220H230ZM260 219V221H258ZM99 220V221H98ZM207 220V221H206ZM216 220V221H215ZM227 220V221H226ZM230 220V221H229ZM251 220H253V221H251ZM185 222H186V220H184ZM211 221V222H210ZM226 221V222H225ZM235 221H237V223L235 222ZM188 222V221H187ZM216 222H218V223H216ZM234 222V223H233ZM256 222L258 223V224H256ZM45 223V224H44ZM98 223V224H97ZM184 223V222H183ZM202 223H203V225H202ZM204 223H206V224H204ZM260 223V224H259ZM187 224V225H186ZM186 224H184V226L186 225L187 227L186 228H190L191 227V224L193 225V223H190L189 224V222L188 223H186ZM211 226H210V225ZM220 224V225H219ZM224 224V225H223ZM231 224V225H230ZM234 224V225H233ZM238 224V225H237ZM249 224V225H248ZM251 224V225H250ZM258 225V226H256V225ZM41 225V226H40ZM44 225V226H43ZM46 225V226H45ZM100 225V226H99ZM198 225V226H199ZM202 225V226H201ZM208 226L207 228L208 229H205V228H203L204 226ZM221 225L222 226H225V227H221ZM246 225H248L247 227H246ZM255 225V226H254ZM220 226V227H219ZM262 226V227H261ZM39 227L41 228V227H47L46 229H44V230H40L39 229ZM101 227V228H100ZM248 227H251V229H252V231L250 230V228H248ZM253 227H255V228H253ZM203 228V229H202ZM218 228H221V230H219ZM224 230H223V229ZM248 228V229H247ZM215 229H217V230H215ZM244 229V230H243ZM260 229H262V230H260ZM200 230L201 231H203L202 233H201V235H200ZM213 230V231H212ZM248 230H250V231H248ZM256 230V231H255ZM205 231H207V232H205ZM210 231V232H209ZM248 231V232H247ZM257 231H259V232H257ZM215 234H214V233ZM222 234H221V233ZM247 232V233H246ZM256 232V233H255ZM204 233V234H203ZM207 235H206V234ZM219 233V234H218ZM225 233H226V235H225ZM239 233V234H240ZM251 233V234H250ZM212 234V235H211ZM257 234V235H256ZM201 236V237H199V236ZM215 235V236H214ZM263 235V236H262ZM34 236V237H33ZM205 236H206V238H205ZM209 236V237H208ZM33 237V238H32ZM208 237V238H207ZM221 237H223V238H221ZM251 237V236H250ZM184 238H185V240H184ZM184 238H182V242H189V238L188 239H186L187 237H184ZM201 238H202V241H201ZM32 239H33V241H32ZM36 239V240H35ZM45 239V240H44ZM26 240H27V242H26ZM162 242L160 243L161 244V247H165V245L166 246H175V245H177V244H179L180 242L179 241H177V243H176V241H174V242H172L173 240H168V241H166L165 242V238H162ZM23 241V242H22ZM170 241V242H169ZM196 241V242H197ZM227 241V246H226V250L227 251H229V249L230 250H232V249H234L235 247H236V243L234 242V241H229V239H227L226 240ZM230 242V243H229ZM165 243V244H164ZM198 243H196V245H198L199 246V244ZM249 244H246L245 246L244 245H242L241 246V249H242V251L247 255V256H249L250 257V262H251V264H264V251H262V250H260L254 243L252 244V243H250V242H248ZM164 244V245H163ZM170 244H172V245H170ZM235 244V245H234ZM26 245H27V247H26ZM33 245V246H32ZM247 245H249V246H247ZM250 245H251V247L252 248H250ZM253 245V246H252ZM255 246V247H254ZM243 247V248H242ZM246 247V248H245ZM147 247L145 246V248H144V250L146 249ZM248 248V249H247ZM244 249V250H243ZM247 249V250H246ZM251 249V250H250ZM254 249V250H253ZM256 249L258 250V251H256ZM105 250V251H104ZM103 251V252H102ZM249 251V252H248ZM251 251V252H250ZM253 251V252H252ZM127 252H129V253H127ZM134 252V250H128V251H126L125 253H123L122 254V256L124 257V258H130L131 260L133 259V258H135V260H136V256H138V258L141 256V259L143 258V257H146L147 259H149V257L144 253V252H138L137 254H135L134 253V255H132V253ZM247 252H248V254H247ZM104 253V254H103ZM127 253V254H126ZM252 253V254H251ZM258 253V255H256ZM253 254H254V256H253ZM260 254H262V255H260ZM124 255H126V256H124ZM132 255V256H131ZM143 255H146V256H143ZM118 256L119 257H121V254H117V258H118ZM131 256V257H130ZM260 256V257H259ZM104 257V258H103ZM122 257V258H123ZM253 257H254V260H253ZM146 258H144L143 260H145ZM130 260V261H131ZM132 261H134V260H132ZM255 261V262H254ZM99 262V263H98ZM127 263V262H126ZM125 263V264H126ZM119 264H121V263H119ZM127 264H131V263H127Z\"/></svg>",
	"mask_w": 264,
	"mask_h": 264
},
{
	"label": "built area",
	"instance_id": "obj_4",
	"mask_svg": "<svg viewBox=\"0 0 264 264\" xmlns=\"http://www.w3.org/2000/svg\"><path fill=\"white\" fill-rule=\"evenodd\" d=\"M29 39L30 33L17 27L14 23V16L2 11L0 7V50L34 64L44 66L45 62L42 60V57L29 50Z\"/></svg>",
	"mask_w": 264,
	"mask_h": 264
}]
</instances>
